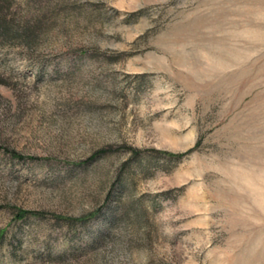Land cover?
<instances>
[{
	"label": "rangeland",
	"instance_id": "1",
	"mask_svg": "<svg viewBox=\"0 0 264 264\" xmlns=\"http://www.w3.org/2000/svg\"><path fill=\"white\" fill-rule=\"evenodd\" d=\"M0 264H264V0H0Z\"/></svg>",
	"mask_w": 264,
	"mask_h": 264
},
{
	"label": "trees",
	"instance_id": "2",
	"mask_svg": "<svg viewBox=\"0 0 264 264\" xmlns=\"http://www.w3.org/2000/svg\"><path fill=\"white\" fill-rule=\"evenodd\" d=\"M103 151H100V153H102ZM135 152H137L135 150ZM99 153V154H100ZM11 156L15 159H23V157H21L19 154H16L14 152H11ZM83 163H80L79 165H82ZM95 215V214H94ZM94 215L90 216V217H86V218H83V219H79V220H74V222H79V223H85L87 222L90 218H92ZM30 216H39V214H35V213H32V212H22V211H17L14 215V220H24L25 218L27 217H30ZM54 220H61L60 218L58 217H52ZM64 220H67V219H64ZM73 221V220H72Z\"/></svg>",
	"mask_w": 264,
	"mask_h": 264
}]
</instances>
